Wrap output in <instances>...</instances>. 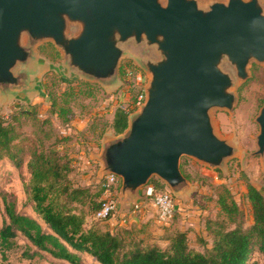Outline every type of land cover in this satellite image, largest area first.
I'll list each match as a JSON object with an SVG mask.
<instances>
[{
  "label": "water",
  "instance_id": "95a60500",
  "mask_svg": "<svg viewBox=\"0 0 264 264\" xmlns=\"http://www.w3.org/2000/svg\"><path fill=\"white\" fill-rule=\"evenodd\" d=\"M45 42L60 52L65 70L110 90L120 85L122 58L142 48L145 101L94 156L100 176L121 179L120 211L137 203L155 176L186 197L192 185L183 157L225 169L238 152L218 134L211 111L236 106L232 69L242 82L251 63L264 64L261 0H0V101L36 92ZM256 121L251 155L264 156V104Z\"/></svg>",
  "mask_w": 264,
  "mask_h": 264
},
{
  "label": "rangeland",
  "instance_id": "374dc122",
  "mask_svg": "<svg viewBox=\"0 0 264 264\" xmlns=\"http://www.w3.org/2000/svg\"><path fill=\"white\" fill-rule=\"evenodd\" d=\"M212 1L227 0H199L203 5ZM261 3L264 8V0H261ZM50 45L53 44L45 42L38 46V53L45 67L36 92L24 100L0 101V113L5 116L16 114L20 107L33 111L34 117L22 116L20 119L26 143L35 145L40 139L46 146L53 145L68 153L72 160L69 175L73 183L76 186L91 187L96 202H100L106 197L103 187L105 176L99 175L102 165L97 159L91 167L84 166L83 162L93 156V153H100L106 137L118 135L113 122L119 106L131 112L137 110L132 107V103L138 89L131 87L126 70L133 68L141 71L148 82V72L137 59V55L142 53V48L134 47L122 58L120 85L110 90L98 82L86 80L65 70L60 52L55 48L60 56L56 57ZM249 69L250 77L242 82L237 80L235 70H231L236 79V106L232 110L214 108L211 111L218 134L229 138L238 147V152L228 160L226 168L213 169L193 158L183 157L181 168L191 182L192 189L184 198L174 195L178 209L173 220L163 222L154 215L149 219L135 220V216L130 217L132 205L126 204L123 211L118 209L116 216L119 220L126 218L127 222L115 223V233L121 234L127 241L142 240L143 244L155 243L165 247L171 234L184 230L187 231L189 244L205 251L212 244L211 231L221 222L226 223L227 227L241 225L245 228L252 224V209L246 196L248 184H254L264 194V156L251 155L258 148L257 136L260 127L256 117L264 104V64L253 62ZM71 88L75 95L71 101V119L66 122L51 112L48 96L49 93L60 96ZM78 155L83 158L80 159ZM27 180L25 170L10 169L5 164L0 166V190L4 189L17 196L19 207L26 200ZM159 180L155 176L150 182L156 185ZM119 185L120 183L114 189H118ZM166 187L169 189L167 185ZM224 191H228L231 199L239 203L241 211L233 219L227 217L217 201ZM115 193L120 201L119 192ZM88 201L89 197H84L83 208L86 211L89 209ZM3 206L0 199V228L4 223ZM190 217H193V220ZM90 224H97L101 229L110 228L109 222L106 221H91ZM14 242L12 249L0 247V264H55L38 256L33 259L26 258L24 252L28 250L27 243L21 237H17ZM251 263L264 264V258L256 254Z\"/></svg>",
  "mask_w": 264,
  "mask_h": 264
},
{
  "label": "trees",
  "instance_id": "16d2710c",
  "mask_svg": "<svg viewBox=\"0 0 264 264\" xmlns=\"http://www.w3.org/2000/svg\"><path fill=\"white\" fill-rule=\"evenodd\" d=\"M50 46L55 56L60 57L55 47ZM74 95L73 88L60 96L49 93L51 112L69 122ZM19 109L9 116L0 113V166L8 159L21 167L29 157L31 178L25 184L26 200L21 207L17 196L0 190L4 204L1 248L12 249L17 237H25L28 240L26 258L38 256L55 264H252L256 254L264 258V194L254 184H248L246 194L252 209V224L245 228L227 227L221 222L211 231L212 244L205 251L192 247L184 230L171 234L168 244L162 247L155 243L143 244L142 240L127 241L119 233L90 224L100 207L95 193L89 186L73 183L68 153L53 145L46 146L40 139L35 145L26 143L20 119L34 117L33 111ZM128 117L127 109L121 106L116 109L113 125L117 134L128 127ZM157 182V191L167 190L163 182ZM86 196L89 197L88 211L83 208ZM217 201L230 219L241 211L228 191Z\"/></svg>",
  "mask_w": 264,
  "mask_h": 264
},
{
  "label": "built area",
  "instance_id": "2783aa9c",
  "mask_svg": "<svg viewBox=\"0 0 264 264\" xmlns=\"http://www.w3.org/2000/svg\"><path fill=\"white\" fill-rule=\"evenodd\" d=\"M126 75L129 78L131 87L138 89L132 103V107L138 109L146 98L144 88L146 83L145 75L141 71L133 68L127 69ZM127 112L129 114L132 113L131 110L128 109ZM118 183H121L119 176L115 174H108L105 176L103 187L106 197L100 201V207L93 215V220L103 222L116 216L119 209V198L115 193V191L118 192V189H114V187L118 185ZM146 203H150V205H153L157 209L158 218L163 222L172 221L177 211L176 199L170 189L157 191L155 186H148L144 193V197L135 203L130 211L136 212L137 210H141ZM126 222V218H121L120 223L124 224Z\"/></svg>",
  "mask_w": 264,
  "mask_h": 264
},
{
  "label": "crops",
  "instance_id": "0c3cea01",
  "mask_svg": "<svg viewBox=\"0 0 264 264\" xmlns=\"http://www.w3.org/2000/svg\"><path fill=\"white\" fill-rule=\"evenodd\" d=\"M95 155H96V153H93V156L89 157L88 160L85 159L84 162H83V163H84V166H86V167H91V166H92V163L96 161V159H95V157H94ZM78 157H79L80 159L83 158L82 155H78ZM29 159H30V158L28 157V158L26 159L25 164L22 165L21 167H17L16 165H14V164H13L10 160H8V159L4 162V164H5L6 166H9L10 169H16L17 171H24V170H25L26 173H27V175H28V180H27V182H28V181L30 180V178H31V174H30L29 171H28V161H29ZM89 160H90V161H89ZM121 185H122V182H121L120 185H119L118 192H120ZM151 185L155 186V184L149 183L147 186L143 187V188L140 190V192H139V193H140V196H141L140 200L144 197V193H145L147 187H148V186H151ZM25 194H26V192H25ZM25 199H26V196H25ZM21 206H22V205H21ZM21 206H20V207H21ZM177 209H178V208H177ZM3 211H4V206H3ZM130 212H132V214L130 215V217L135 216V217H134L135 220H138V218H139V220H140V219H142V220L149 219L152 215H154L156 219L160 220V219L158 218V212H157V209H156L153 205H150V203H146L145 206H143L141 210H137L136 212H135V211H130ZM138 213H139V216H138ZM136 214H137V215H136ZM190 219L193 220V217H190ZM160 221H161V220H160ZM194 221H195V219H194ZM103 222H104V221H103ZM106 222H109V224H110V228L107 229V230H110L111 232H114V228H113V227H114L115 223H116V224L119 223L120 220L117 218V216H115V217H112V218L106 220ZM2 226H3V225H2ZM1 228H2V227H1ZM162 231H163V230H162ZM21 238H23L24 241H25L26 243L28 242V240H27L25 237H21ZM65 264H70V263L66 262ZM97 264H101V263H97Z\"/></svg>",
  "mask_w": 264,
  "mask_h": 264
}]
</instances>
